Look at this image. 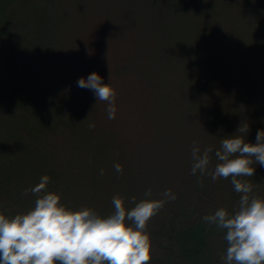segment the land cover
Returning <instances> with one entry per match:
<instances>
[{
  "label": "trees",
  "instance_id": "1",
  "mask_svg": "<svg viewBox=\"0 0 264 264\" xmlns=\"http://www.w3.org/2000/svg\"><path fill=\"white\" fill-rule=\"evenodd\" d=\"M92 72L125 108L114 119L77 86ZM258 130L264 0H0V213L33 208L24 190L44 175L62 204L101 216L114 195L132 207L171 190L148 222L150 264H224L225 232L202 218L233 213L240 194L230 179L192 175L191 148L211 146L214 167L223 138L254 144ZM253 166L242 179L264 198Z\"/></svg>",
  "mask_w": 264,
  "mask_h": 264
},
{
  "label": "clouds",
  "instance_id": "2",
  "mask_svg": "<svg viewBox=\"0 0 264 264\" xmlns=\"http://www.w3.org/2000/svg\"><path fill=\"white\" fill-rule=\"evenodd\" d=\"M77 86L92 90L97 101L108 105V118H115L116 91L103 83L99 74L79 78ZM237 131L247 134L249 127L246 124ZM212 153L211 146L201 152L198 142L193 141L191 174L199 172L200 177L210 176L213 182L230 179L240 199L233 213L221 207L202 219L225 232L224 264H264V198L253 195V184L242 179L254 175V164L264 167V130L257 131L254 144L245 142L244 135L223 138L220 149L214 152L218 161L214 167ZM113 168L117 173L123 171L119 163ZM100 174H104L103 169ZM198 182L203 183L202 179ZM49 183L50 178L44 175L38 184L24 190V195L31 192L36 197L34 207L27 212L11 217L0 213V264H150L148 222L165 203L175 200L171 190H165L161 199L137 202L132 197L128 201L132 207L126 206L124 197L114 195V211L101 216L92 208H68L59 194L48 190ZM144 196L150 197L151 189Z\"/></svg>",
  "mask_w": 264,
  "mask_h": 264
},
{
  "label": "rangeland",
  "instance_id": "3",
  "mask_svg": "<svg viewBox=\"0 0 264 264\" xmlns=\"http://www.w3.org/2000/svg\"><path fill=\"white\" fill-rule=\"evenodd\" d=\"M118 51H119L120 54H123L122 51L119 49V47H118ZM115 52H116L115 50L112 51V56L115 55ZM108 59H109V58H108ZM100 68H103V69L105 68V69H107L106 66H100ZM126 105H130V102H128V104H126ZM115 106H116L117 108L119 107L118 109L124 108L123 105H119V104L117 103V99H115ZM124 110H125V108H124ZM151 110H152V109H151ZM118 112H119V110H116V113H115L116 116H117ZM119 115H120V114H119Z\"/></svg>",
  "mask_w": 264,
  "mask_h": 264
}]
</instances>
